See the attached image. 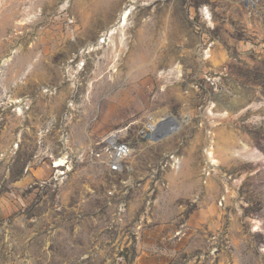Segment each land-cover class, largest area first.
I'll return each instance as SVG.
<instances>
[{
  "label": "rangeland",
  "instance_id": "374dc122",
  "mask_svg": "<svg viewBox=\"0 0 264 264\" xmlns=\"http://www.w3.org/2000/svg\"><path fill=\"white\" fill-rule=\"evenodd\" d=\"M0 264H264V0H0Z\"/></svg>",
  "mask_w": 264,
  "mask_h": 264
},
{
  "label": "built area",
  "instance_id": "2783aa9c",
  "mask_svg": "<svg viewBox=\"0 0 264 264\" xmlns=\"http://www.w3.org/2000/svg\"><path fill=\"white\" fill-rule=\"evenodd\" d=\"M167 120V117L156 122L152 120L149 125L155 124L152 127L148 126L143 133L146 134L154 132L158 128H163L162 137L166 136L170 131V127L164 123ZM133 152L134 148L131 143L122 140L117 134L109 135L98 142H91L86 148V154L92 164L101 163L113 174H120L126 168L128 169L126 161L133 155ZM175 164H177L176 161ZM113 192V190H110L109 194L112 195Z\"/></svg>",
  "mask_w": 264,
  "mask_h": 264
},
{
  "label": "bare ground",
  "instance_id": "6f19581e",
  "mask_svg": "<svg viewBox=\"0 0 264 264\" xmlns=\"http://www.w3.org/2000/svg\"><path fill=\"white\" fill-rule=\"evenodd\" d=\"M128 14H129V12H128V13L125 12L124 16H122V18H121L122 25H124V24L126 23V20H127V16H128ZM113 33H114V31L112 30V31H111V34H113ZM103 41L105 42V40H103ZM164 123H166V124H171L173 130H176L177 127H178V126L176 125V122H175L174 119H168V123H167L166 121H165ZM150 126H153V123L150 124ZM168 134H169V133H168ZM63 163H64V160L61 159L60 162H58L57 166L63 165Z\"/></svg>",
  "mask_w": 264,
  "mask_h": 264
},
{
  "label": "water",
  "instance_id": "95a60500",
  "mask_svg": "<svg viewBox=\"0 0 264 264\" xmlns=\"http://www.w3.org/2000/svg\"><path fill=\"white\" fill-rule=\"evenodd\" d=\"M163 130V128H158L154 132L147 133V137L157 140L159 137H162Z\"/></svg>",
  "mask_w": 264,
  "mask_h": 264
},
{
  "label": "crops",
  "instance_id": "0c3cea01",
  "mask_svg": "<svg viewBox=\"0 0 264 264\" xmlns=\"http://www.w3.org/2000/svg\"><path fill=\"white\" fill-rule=\"evenodd\" d=\"M110 172V171H109Z\"/></svg>",
  "mask_w": 264,
  "mask_h": 264
}]
</instances>
